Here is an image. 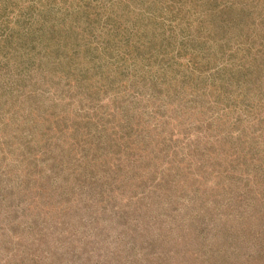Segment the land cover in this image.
Wrapping results in <instances>:
<instances>
[{
    "label": "rangeland",
    "instance_id": "374dc122",
    "mask_svg": "<svg viewBox=\"0 0 264 264\" xmlns=\"http://www.w3.org/2000/svg\"><path fill=\"white\" fill-rule=\"evenodd\" d=\"M256 51L264 0H0V264H264Z\"/></svg>",
    "mask_w": 264,
    "mask_h": 264
},
{
    "label": "trees",
    "instance_id": "16d2710c",
    "mask_svg": "<svg viewBox=\"0 0 264 264\" xmlns=\"http://www.w3.org/2000/svg\"><path fill=\"white\" fill-rule=\"evenodd\" d=\"M225 9V8H224ZM221 18V17H220ZM216 21H215V20ZM213 19V21H212V23L213 24H215V27L216 26H219V24H222L223 26L224 25H227L226 27H228L229 25H231V22H230V20L232 21V19H229V20H227V19H223L222 20V18L221 19H218V18H214ZM122 25V28L123 29H126V28H128L127 29V34H129V35H131L132 36V32L130 31V29L131 28H133V26L135 25L134 23H132L131 25H127L126 23H124V21H123V23L121 24ZM232 26V25H231ZM214 27V28H215ZM226 27H224V28H226ZM137 29H140V28H138V27H136ZM216 29V28H215ZM143 31H145V29H142ZM209 33H211V31L209 32ZM137 35H140V38L138 39V40H136V41H134V44L135 45H137V46H139L141 49H142V47L141 46H144V44L145 45H147L146 46V49L147 50H149L150 51V49L152 48V44L153 43H156L157 42V40H158V38L157 37H154V39H153V37L150 39V38H148V36H147V34L146 35H144V33H142V32H139ZM136 35V36H137ZM147 39V40H146ZM153 39V40H152ZM205 39V38H204ZM203 39V40H204ZM201 40H202V38H201ZM196 46H198V45H192V46H189L190 48H189V52H185V54L188 56V58H189V62H188V65L190 64V65H193V64H197V65H199L200 66V61L198 60V58H199V56H200V53L199 52H197V50H195L194 51V49H196V48H194V47H196ZM193 47V48H192ZM188 49V48H187ZM176 52V51H175ZM166 53V52H165ZM164 53V54H165ZM167 53H169V52H167ZM171 53H172V58H173V55H175V53H174V51H171ZM182 54H181V51L179 52V54H178V56H181ZM223 55H225L224 53H223ZM248 56V55H247ZM247 56L245 57L246 59H243L244 60V62H243V66L242 65H238V64H235V62L234 61H231V57L233 58V55H230V58L228 57V58H225V60H226V64H228V65H230V66H232V68H233V66H235L236 65V67H235V70H238V69H241V68H245V70L248 68V66H249V63L251 64V61H253V64H252V70H259L258 72H260L259 74H258V78H262L263 77V75H264V64L262 63V60H264V57L262 58V59H260L259 57H261V55L260 54H258L257 53V51L256 52H254L253 54H252V57H250V58H247ZM127 57V59H129L130 58V56L129 55H127L126 56ZM126 57H124L123 56V58H121V60H126ZM140 58H141V56H140ZM187 60V59H186ZM118 61H120L119 59H118ZM134 62H136V59L133 57V61H132V63H134ZM202 64H204L203 66L205 67V63H201V66H202ZM248 64V65H247ZM237 66H241V67H237ZM264 78V77H263Z\"/></svg>",
    "mask_w": 264,
    "mask_h": 264
}]
</instances>
